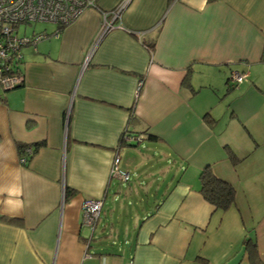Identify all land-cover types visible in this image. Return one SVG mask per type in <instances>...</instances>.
I'll return each mask as SVG.
<instances>
[{"label": "crops", "instance_id": "crops-1", "mask_svg": "<svg viewBox=\"0 0 264 264\" xmlns=\"http://www.w3.org/2000/svg\"><path fill=\"white\" fill-rule=\"evenodd\" d=\"M121 1L18 27L47 35L22 46L21 84L0 86V264H252L248 238L264 264V0H128L113 18ZM115 155L139 172V209L114 224L112 203L91 229L85 199L133 195ZM205 165L235 189L225 211L199 192Z\"/></svg>", "mask_w": 264, "mask_h": 264}, {"label": "built area", "instance_id": "built-area-1", "mask_svg": "<svg viewBox=\"0 0 264 264\" xmlns=\"http://www.w3.org/2000/svg\"><path fill=\"white\" fill-rule=\"evenodd\" d=\"M96 0H0V86L3 89L19 85L23 75L20 72L22 61L21 48L27 43H34L46 35L37 33L33 36L20 35L18 27L32 22H52L65 25L75 20L85 8L96 6ZM128 0H122L111 10L113 18H119L120 12ZM104 21L98 36L104 34L113 26L112 21ZM120 27L121 25H117ZM245 74L232 71L229 79L235 83L243 80ZM124 140L139 141V136L123 134ZM33 153V146H24V152L19 153V162L26 164ZM118 156L115 155L111 167V175L123 181L128 179V173L118 168ZM102 206L101 199H85L82 204V220L93 229L99 218Z\"/></svg>", "mask_w": 264, "mask_h": 264}, {"label": "trees", "instance_id": "trees-1", "mask_svg": "<svg viewBox=\"0 0 264 264\" xmlns=\"http://www.w3.org/2000/svg\"><path fill=\"white\" fill-rule=\"evenodd\" d=\"M28 24H30V23H28ZM56 25L58 26L57 31H59L66 24L65 25L56 24ZM153 45H154L153 42L149 43V44H145V46L147 47V49H149V51L152 50ZM20 72L22 73L21 66H20ZM185 81H187V78H185L184 82ZM205 118L207 120V123H209V124H213V122L216 121V119L209 118V116H205ZM147 138L157 139V136L150 133L147 135ZM123 140L124 139L122 137L121 142ZM41 144H42L41 142H39L37 144H27V145L33 146L32 155L36 152L38 146H40ZM133 144H135V143H133ZM24 146H26V145H22L19 147V150H18L19 153L24 152ZM32 155L28 157V161L30 160ZM231 159H234V158L231 157ZM26 164H27V162H26ZM199 181H200L199 192L201 193V195L203 196V198L207 202H209L211 205L214 206L215 210L225 211L233 204L234 199H235L234 187L229 182H227L226 180L217 176L212 171V169L209 167V165H205L201 169V171L199 173ZM244 243H245L246 249L248 250L251 263L256 264V262L258 260V256H257L258 254H257V249L255 246V243L250 238L246 239Z\"/></svg>", "mask_w": 264, "mask_h": 264}, {"label": "rangeland", "instance_id": "rangeland-1", "mask_svg": "<svg viewBox=\"0 0 264 264\" xmlns=\"http://www.w3.org/2000/svg\"><path fill=\"white\" fill-rule=\"evenodd\" d=\"M25 25H21V29L24 28ZM44 26H53V23H49V22H32L31 24L27 25L24 29H26V31H30L32 28L34 29H42ZM18 33H19V29H18ZM260 76V75H258ZM262 80H264V74H262ZM260 78V80H261ZM221 81L222 80H219L216 84H214L216 87H220L221 86ZM260 83H264V81L260 82ZM146 142V141H144ZM148 142V141H147ZM153 161H155L154 158H152ZM159 164V168H162V170H166V168L163 166V163L162 162H158ZM119 168L121 170H129L130 172V179L127 181V183H129L131 185V188L134 189L133 191V195L130 196V197H124V196H116L114 198V200H111V195H109L105 200H104V203H103V206H102V209L100 211V219L98 221L101 222L103 221V219L110 215L109 214V208L111 207V204H115L117 207V215L114 216L113 220H114V224L116 223H121V224H124L125 221L127 223H130V216L132 214V207L133 206H136L137 209H139V204H137V194L135 193L137 191V193H139V187L137 186V179H138V171H136V173L134 172V168L133 166H131L130 164L127 165L126 161L123 160L121 158V162H120V165H119ZM167 171V170H166ZM115 185H119L118 182L113 179V182ZM126 183V182H125ZM123 184L122 185V189H125V187L127 186L126 184ZM136 189V190H135Z\"/></svg>", "mask_w": 264, "mask_h": 264}, {"label": "water", "instance_id": "water-1", "mask_svg": "<svg viewBox=\"0 0 264 264\" xmlns=\"http://www.w3.org/2000/svg\"><path fill=\"white\" fill-rule=\"evenodd\" d=\"M16 86H18V85H16ZM16 86H14V87H16ZM13 88V87H12ZM6 89H9V88H6Z\"/></svg>", "mask_w": 264, "mask_h": 264}]
</instances>
